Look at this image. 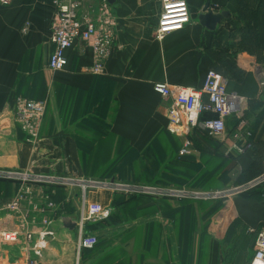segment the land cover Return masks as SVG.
<instances>
[{
    "label": "crops",
    "instance_id": "0c3cea01",
    "mask_svg": "<svg viewBox=\"0 0 264 264\" xmlns=\"http://www.w3.org/2000/svg\"><path fill=\"white\" fill-rule=\"evenodd\" d=\"M81 1L80 13L104 0ZM107 1L117 29L102 74L91 72L92 50L80 41L67 50L64 70H50L56 0L0 3V169L74 180L47 188L57 203L47 213L56 235L36 264H250L256 240L250 229L264 230V184L250 194L210 201L157 197L108 185L87 188L86 201L100 204L108 214L86 225L98 237L97 245L78 251V227L70 229L64 220L79 219L80 183L85 180L216 190L264 172L263 154L258 174L242 180L254 162L253 150L226 155L230 138L220 151L239 158L218 167L223 156L208 150L214 141L221 142L207 136L200 140L194 130L189 133L193 152L180 157L184 138L168 130L171 100L154 90L156 82L199 87L206 72L216 68L226 76L229 92L247 101L248 129L262 144L264 100L258 69H264V0H188L190 22L162 39L155 36L160 0ZM207 2L213 12L229 11L215 30L199 19ZM18 97L46 101L36 141L16 121ZM233 120L228 119L229 132ZM204 174L206 184H196ZM17 189V182L0 179V205ZM28 214L40 221L33 206ZM19 221L13 213L0 212V229L17 230ZM28 255L34 258L19 243L0 241L2 264H28Z\"/></svg>",
    "mask_w": 264,
    "mask_h": 264
},
{
    "label": "built area",
    "instance_id": "2783aa9c",
    "mask_svg": "<svg viewBox=\"0 0 264 264\" xmlns=\"http://www.w3.org/2000/svg\"><path fill=\"white\" fill-rule=\"evenodd\" d=\"M13 0H0L2 4H9ZM161 12L155 36L162 39L167 34L182 30L190 22L188 0H160ZM81 0H56V15L52 26L51 42L53 50L49 57V68L61 71L68 65L67 50L76 41L86 43L92 50L94 63L91 72L104 73L105 62L114 47V35L117 29V17L110 3L104 0L95 8L79 12ZM260 97L264 100V69H258ZM154 90L167 100H171L168 108V130L182 136L184 141L178 154L187 156L193 151L189 133L198 128L206 130L213 138L227 144L226 155L232 150L243 153L248 147L247 139L251 132L248 120L244 117L247 101L237 93L229 92L226 76L211 68L206 72L203 83L199 87L172 85L168 82H156ZM46 111L45 100H35L18 97L16 100V121L25 130L30 141H36L40 136L42 121ZM203 114L213 117L202 119ZM235 116L231 132L228 130V119ZM0 179L18 183L15 195L4 205H0V212L7 211L20 218L17 230L0 229V241L4 243H19L24 252H32L33 257L27 256L28 264H36L49 239L55 238V233L49 229L52 220L47 216L48 211L55 210L57 203L53 198L50 186H67L74 180L66 176L52 173L34 174L17 169H0ZM83 200L80 217L76 221L79 230L77 249L93 248L98 243V237L86 229V225L98 218L106 217L107 210L100 204H89L86 201V189L101 186H113L117 189H127L135 193L153 195L157 197H172L177 200H221L234 195L246 194L264 184V172L246 183L226 189L200 190L189 187H160L146 184H115L113 181L85 180L81 182ZM33 206L40 216L38 222L30 217L28 207ZM38 224L40 225L38 227ZM256 232L255 251L250 264H264V230L250 229ZM0 264L2 262L0 261Z\"/></svg>",
    "mask_w": 264,
    "mask_h": 264
},
{
    "label": "trees",
    "instance_id": "16d2710c",
    "mask_svg": "<svg viewBox=\"0 0 264 264\" xmlns=\"http://www.w3.org/2000/svg\"><path fill=\"white\" fill-rule=\"evenodd\" d=\"M254 17L255 16H252V19H254ZM216 69V68H215ZM217 70V69H216ZM219 71V70H218ZM263 103V102H262ZM264 105V104H263ZM247 113H248V111H246L245 112V115H244V117L247 119ZM210 117H213V115L212 114H203L202 115V119L201 120H204V119H207V118H210ZM232 118L234 119L233 120V123L235 124V122L237 121V119H236V117L235 116H232ZM197 132V133H196ZM194 133H196V134H199L201 137H200V140H202V139H205V137L207 136L208 138H209V140H211V141H214V140H212V136L206 131V130H203V129H201V128H198L197 130H195L194 131ZM193 133V134H194ZM197 137H199L198 135H197ZM215 143H216V145H215V147L214 148H212V149H210V147H209V152H211V153H214V154H216V155H222L223 156V160H222V162H220V163H218V167L219 166H221V167H223V165L226 163V162H236L237 160H238V156L236 155H233V154H230L229 156H225L224 157V153L223 152H221L220 151V148H221V146H222V143H218L217 141H214ZM247 144H248V147L246 148V150L248 149H250V150H253V154H254V162H253V164L249 167V169H247L246 170V172H244V173H242V180H245V179H248V178H246V177H252V176H255L256 174H258L257 173V171H259L258 169H256V168H260V162H261V159H262V156H263V154H264V142L262 143V144H259L258 145V143L257 142H255L254 141V135H253V133L251 132V135H250V137H248V139H247ZM218 151H220V152H218ZM237 154H239V153H237ZM210 161H211V159H209V160H206V162H209L210 163ZM200 167H201V164H200ZM192 176H194V175H188V176H186V177H192ZM206 176V174H204L203 176H200L199 178H193V179H196V180H194V182L196 183V182H199V184L202 186L204 183L206 184V181L207 180H205V177ZM203 180V181H202ZM192 183V182H191ZM197 184V183H196ZM261 187V186H260ZM259 188V187H258ZM253 191V190H252ZM252 191H250L249 193H246V194H250ZM217 206H215V208H216ZM215 208H213V209H211L209 212H211V211H214L215 210Z\"/></svg>",
    "mask_w": 264,
    "mask_h": 264
},
{
    "label": "water",
    "instance_id": "95a60500",
    "mask_svg": "<svg viewBox=\"0 0 264 264\" xmlns=\"http://www.w3.org/2000/svg\"><path fill=\"white\" fill-rule=\"evenodd\" d=\"M229 17V11L222 10L221 12H213L210 8V2H207L206 6L203 9V12L200 14L199 19L203 26L215 30L218 23L224 18ZM114 181V179H112ZM65 226L73 229L76 225V221L71 220L70 218H65Z\"/></svg>",
    "mask_w": 264,
    "mask_h": 264
},
{
    "label": "rangeland",
    "instance_id": "374dc122",
    "mask_svg": "<svg viewBox=\"0 0 264 264\" xmlns=\"http://www.w3.org/2000/svg\"><path fill=\"white\" fill-rule=\"evenodd\" d=\"M249 117L251 118V115Z\"/></svg>",
    "mask_w": 264,
    "mask_h": 264
}]
</instances>
